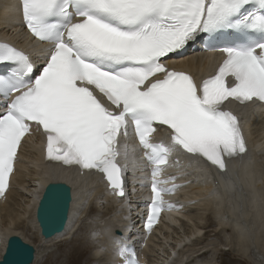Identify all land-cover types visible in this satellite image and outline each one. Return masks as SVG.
<instances>
[{
  "label": "snow or ice",
  "instance_id": "1",
  "mask_svg": "<svg viewBox=\"0 0 264 264\" xmlns=\"http://www.w3.org/2000/svg\"><path fill=\"white\" fill-rule=\"evenodd\" d=\"M18 12L49 47L34 75L28 53L0 42V65L10 66L0 73V197L22 140L36 132L47 161L99 174L115 197L126 195L129 168L140 170L150 233L175 207L164 200L181 187L164 178L174 153L189 157L188 168L204 162L225 172L247 152L225 102L264 103V0H19ZM225 32L237 38L211 48L223 59L207 78L166 63L201 34ZM157 126L167 142L156 140ZM124 241L114 238L121 264H140Z\"/></svg>",
  "mask_w": 264,
  "mask_h": 264
},
{
  "label": "bare ground",
  "instance_id": "2",
  "mask_svg": "<svg viewBox=\"0 0 264 264\" xmlns=\"http://www.w3.org/2000/svg\"><path fill=\"white\" fill-rule=\"evenodd\" d=\"M14 5V0H0V36L12 37L14 33L20 35L16 22L18 8ZM193 57L198 60L196 55ZM191 64L188 58L185 67L191 70ZM251 124V127H247L248 154L242 157L241 164L238 162V171L235 164L227 168L228 172L235 168V172L237 171L231 181L236 184L234 190H231L229 179L221 177L211 181L208 171L196 169L191 176L176 180L182 184L179 188L182 194L192 195H181L178 198L176 208L169 210L166 223L152 227L150 233L141 227H132V242L138 239L141 246L143 240L142 254L143 258L145 255L149 256V260H146L148 264H201L203 261L199 263L200 259H204L203 264H219L216 255H219L220 246L223 245L227 246L229 253L241 259L264 264V116L254 112ZM159 131L160 129L157 130ZM36 142V133L33 132L24 144V155L18 164L12 187L4 197H0V232L4 236L0 258L7 239L19 236L34 246L36 254L33 264H37L41 251L64 239L71 240L80 224L85 221L84 217L92 214V218L99 215L91 222L98 235L92 250L95 262L117 264L119 257L114 252V238L118 236L114 233L124 234L128 227L126 211L122 207L123 200L110 193L105 194L100 186L102 183L99 185L94 182L95 178L87 172L83 176L73 172L69 180L73 199L65 229L48 239L40 236L35 222L37 199L42 192L38 187L42 186L44 189L48 183L60 181L55 179V166L46 165L37 157ZM129 171L134 172L131 167ZM137 172L142 187V172L136 170L135 173ZM130 183L133 188L135 182ZM36 192L39 195L34 199ZM128 197H132L130 202L136 205V201L143 197L142 190ZM130 215V218L133 217V213ZM75 224L78 228L69 237L70 229ZM26 232L33 235L35 242L28 239ZM211 232L213 234H209ZM81 247L78 246L80 249ZM84 250L81 249L78 254L82 255ZM209 252L210 257H204ZM195 258L197 259L194 260Z\"/></svg>",
  "mask_w": 264,
  "mask_h": 264
},
{
  "label": "water",
  "instance_id": "3",
  "mask_svg": "<svg viewBox=\"0 0 264 264\" xmlns=\"http://www.w3.org/2000/svg\"><path fill=\"white\" fill-rule=\"evenodd\" d=\"M70 198L69 187L62 183L48 184L43 190L35 218L45 239L63 230ZM6 244L0 264L33 263L35 249L32 245L19 236H10Z\"/></svg>",
  "mask_w": 264,
  "mask_h": 264
},
{
  "label": "rangeland",
  "instance_id": "4",
  "mask_svg": "<svg viewBox=\"0 0 264 264\" xmlns=\"http://www.w3.org/2000/svg\"><path fill=\"white\" fill-rule=\"evenodd\" d=\"M97 216L99 215H96L95 217ZM92 217H93L92 214L84 217L85 221L82 222L83 225L80 224L79 228L77 229L78 230L77 233L74 234V237L71 240L64 239L63 241L58 242V244L52 245L51 247L41 251L37 264H91V263L97 264V262H95V259L93 257L92 250L94 248L95 242H97L98 235L94 231V226L91 225V222L95 218ZM25 234L27 235L30 241L35 242V239L30 232H26ZM209 234H213V233L211 232ZM220 239L222 240V242H224L223 238ZM78 246H82L81 247L82 250L85 249L84 252L82 251L83 253L82 255H79L81 249L78 248ZM224 246L225 245L220 246V253L219 255H216L218 256V259L216 260L217 263L257 264V262H250L246 259H241L238 256L229 253L227 246L225 247ZM210 254L211 252L206 253L204 254V257L208 258ZM198 258H201V256H199ZM196 259L197 258H195L194 260ZM198 262L199 263L201 262V264L205 263L204 259H200V261Z\"/></svg>",
  "mask_w": 264,
  "mask_h": 264
}]
</instances>
